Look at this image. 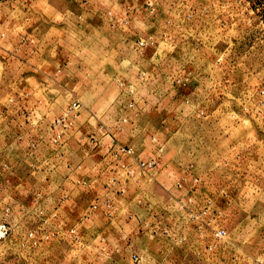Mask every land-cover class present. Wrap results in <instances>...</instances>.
<instances>
[{
	"label": "rangeland",
	"instance_id": "obj_1",
	"mask_svg": "<svg viewBox=\"0 0 264 264\" xmlns=\"http://www.w3.org/2000/svg\"><path fill=\"white\" fill-rule=\"evenodd\" d=\"M97 128L85 225L61 179ZM0 264H264V0H0Z\"/></svg>",
	"mask_w": 264,
	"mask_h": 264
},
{
	"label": "crops",
	"instance_id": "obj_2",
	"mask_svg": "<svg viewBox=\"0 0 264 264\" xmlns=\"http://www.w3.org/2000/svg\"><path fill=\"white\" fill-rule=\"evenodd\" d=\"M60 116L61 115H59L55 119L51 120L47 115H40V114L38 115V112H36V113H33L32 117H29V118L26 117L25 123H26L27 127H32L34 129L43 128V127L46 128L47 126L51 127L52 124ZM79 127L86 128V127H83L81 125V123H80ZM100 131H101L100 128L95 129V131L93 132V135L91 134V137H89V138H88L89 133H85V132H82L80 134L79 140L75 139V138H71V137L69 138L67 144H68V146H71L70 148H72V149L74 148L72 156L74 157V159H75V157H78V160L76 158L77 161L75 162V160L69 159L70 161H68L69 163L67 162V165H66V171L68 173L66 175H64V177L61 179L63 184L66 185V186L63 185L64 189H66L67 187L71 188L68 193H65L67 195L63 196V198L65 196H67V198L63 199V202H64V204L68 205V207L71 211L76 212L80 208V206L86 207V205H88V211L83 216H81L79 218V219L84 221L85 225L93 224L96 221L95 216L97 213L102 214L101 209H103L102 208L103 206L99 207L96 210V213H94L95 210H90L91 205H94L97 202H99V203L102 202L101 200L93 202L95 199H97L100 196V195L96 196L97 195L96 193L94 194V192L92 191L93 187L96 186L97 189L103 187V189L109 190L112 187V185H110L109 183L107 184L103 181L102 174L108 175L110 173L111 174L110 176L111 177L113 176L111 178V183H114V179H115L114 175L117 174V172H118L117 168L114 167V164H115L118 157L114 154L115 150L112 149V145H113L112 142H114L113 137L110 135L105 136ZM48 136H49V139L51 140L50 142H52V137H53L52 134L47 135L46 133L40 132L39 134L36 135V137L39 140H43V141H41V144H44V146H46V147H48L46 145V143L47 142L50 143ZM44 139H47V141ZM89 139H95L97 143L91 144L92 142L91 143L88 142ZM104 140L108 143V145H107V147H108L107 151L108 152L101 154V151L100 152H98V151L100 150V146ZM73 141H75V142L73 143ZM77 141H78V143H77ZM81 141H82V143H80V145H79V142H81ZM90 148H91V150H90ZM93 148H95V149H93ZM92 149L94 150V153L98 154L96 161L93 160L94 156L92 154L90 155V152L92 151ZM45 157L46 156H43V159ZM148 157L149 156L144 157L143 160L144 161L148 160ZM91 158H92V160H91ZM35 160H37L39 164H42L41 166L44 167V171H47V172L48 171H54L55 172L58 170L56 160H52V159L45 160L47 162H43V160L37 159V158H35ZM37 165L35 166V169H36ZM40 169L37 168V170H39V171H36V173H35V174H37L38 177L41 176V174H42V172H40ZM33 174H34V172H33ZM33 177H35V176H33ZM34 179H36V177ZM47 180L48 179L44 178L45 182L44 181L40 182V180L37 179V181H39L40 184L42 182H44L41 185H45L47 182H52V179H50L49 181H47ZM93 196H94V199L92 200ZM86 209H87V207H86Z\"/></svg>",
	"mask_w": 264,
	"mask_h": 264
},
{
	"label": "built area",
	"instance_id": "obj_3",
	"mask_svg": "<svg viewBox=\"0 0 264 264\" xmlns=\"http://www.w3.org/2000/svg\"><path fill=\"white\" fill-rule=\"evenodd\" d=\"M80 107V103L78 101L74 102L70 109L69 113L65 114L64 116L58 118L53 124L52 127L56 130H58V133L62 134V131H59V129L64 128L67 129L71 127L74 124V121L76 119V116H72L71 114L76 112ZM124 150V149H123ZM130 153V151H129ZM96 209V206H94L93 210Z\"/></svg>",
	"mask_w": 264,
	"mask_h": 264
}]
</instances>
